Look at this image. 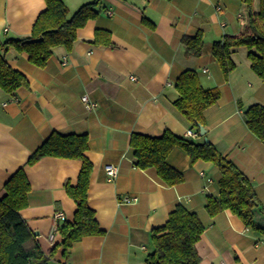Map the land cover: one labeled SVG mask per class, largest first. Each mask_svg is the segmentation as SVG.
<instances>
[{
    "label": "crops",
    "instance_id": "1",
    "mask_svg": "<svg viewBox=\"0 0 264 264\" xmlns=\"http://www.w3.org/2000/svg\"><path fill=\"white\" fill-rule=\"evenodd\" d=\"M62 1L71 16L92 0ZM259 2L252 0V7L258 9ZM45 8V0H0V42L30 36ZM94 9L97 15L77 27L71 46H54L45 66L33 64L14 46L5 52L27 84L13 93L0 89V197L10 175L22 167L29 191L19 213L49 264H146L151 231L165 224L177 205L195 212L204 226L196 243L200 263L264 264V139L248 129L244 115L252 103L264 106V81L249 61L244 72L235 65L225 75L211 46L242 31L246 0H100ZM197 32L202 53L186 56L182 37ZM187 69L197 73L203 88L221 93L203 112L205 136L251 182L259 229L229 209L209 214L207 195H219L221 176L214 163L191 162L182 149L173 148L166 161L183 175L174 185L159 179L155 168L135 164L132 133L160 136L168 129L186 137L187 130L196 132L174 104L176 79ZM84 93L94 108H85ZM53 131L87 137L84 155L92 164L87 203L102 231L81 237L67 255L58 245L59 233L52 241L49 236L62 222L54 214L74 218L77 205L65 185L77 184L82 160L44 156L27 164ZM199 137L198 129L191 139ZM107 165L116 167L114 176L106 173ZM123 196L137 199L124 203Z\"/></svg>",
    "mask_w": 264,
    "mask_h": 264
},
{
    "label": "trees",
    "instance_id": "2",
    "mask_svg": "<svg viewBox=\"0 0 264 264\" xmlns=\"http://www.w3.org/2000/svg\"><path fill=\"white\" fill-rule=\"evenodd\" d=\"M100 0L82 4L71 16L62 0H45L46 8L35 21L30 36L0 42V89L13 93L17 87L26 85L25 75L12 68L5 59L10 46L28 53L29 60L37 66H45L52 48L57 45L70 47L77 27L97 15L94 6ZM186 56H199L203 50L201 32L182 37ZM212 54L221 70L228 75L234 68L232 55L240 47L246 48V57L252 71L264 81V0L258 9L252 0H246L245 22L242 31L225 34L213 42ZM178 97L174 101L179 112L190 121L198 133V124L203 123L204 110L215 104L220 97L216 87L203 88L196 72L183 71L176 79ZM248 129L258 138L264 139V106L250 104L244 111ZM130 147L135 164L142 168L153 167L157 176L167 185L183 180L180 171L168 165L166 158L175 147L189 155L191 162L205 160L214 163L219 171V195H207L206 209L210 215L221 209H229L246 225L259 229L254 222V207L257 206L253 186L243 171L225 155L220 153L204 136L191 139L176 135L168 129L160 136L132 133ZM85 134H62L53 131L30 155L27 164H33L44 156L78 158L82 160L77 184L66 183L68 195L75 200L77 208L72 221L57 225L61 236L58 243L68 254L71 245L81 237L101 233L93 210L87 203V187L92 164L84 155L87 148ZM5 194L0 197V264H49L31 229L21 217L19 210L27 204L29 182L23 168L15 171L5 182ZM197 214L177 205L170 211L165 224L151 231L152 251L145 257L146 264H202L196 243L204 231ZM55 234V235H56Z\"/></svg>",
    "mask_w": 264,
    "mask_h": 264
},
{
    "label": "built area",
    "instance_id": "3",
    "mask_svg": "<svg viewBox=\"0 0 264 264\" xmlns=\"http://www.w3.org/2000/svg\"><path fill=\"white\" fill-rule=\"evenodd\" d=\"M62 63L63 64H65L66 63V60H65V58H63V61H62ZM207 69H204V71H206ZM81 100L83 101V103H84V106H85V108L87 109H92V108H94L95 107V103L90 99V97H89V95H87L86 93H84L83 95H81ZM185 136L186 137H189V138H195V137H197V133L196 132H193L192 130H187L186 132H185ZM105 171H106V173L110 176V177H112V176H114L116 173H117V169H116V167H113L112 165H107V166H105ZM136 197H131V196H123L122 198H121V201L122 202H124V203H132V202H135L136 201ZM263 209H264V204H263ZM55 215V218H57V219H59L60 221H65V214L64 213H62V212H57L56 214H54ZM56 232H57V225H55L54 226V228H53V231L51 232V234H50V236H49V238H50V240L52 241L53 239H54V237H55V234H56Z\"/></svg>",
    "mask_w": 264,
    "mask_h": 264
},
{
    "label": "rangeland",
    "instance_id": "4",
    "mask_svg": "<svg viewBox=\"0 0 264 264\" xmlns=\"http://www.w3.org/2000/svg\"><path fill=\"white\" fill-rule=\"evenodd\" d=\"M246 48L244 47H240L238 49H236V51L234 52L232 58H234V62L237 65V67L239 68L238 72H244V68L246 67V65H248V59L246 57Z\"/></svg>",
    "mask_w": 264,
    "mask_h": 264
},
{
    "label": "water",
    "instance_id": "5",
    "mask_svg": "<svg viewBox=\"0 0 264 264\" xmlns=\"http://www.w3.org/2000/svg\"><path fill=\"white\" fill-rule=\"evenodd\" d=\"M197 128L199 129V135L204 136V140L208 141L207 137L205 136L206 130L204 126L201 123H199Z\"/></svg>",
    "mask_w": 264,
    "mask_h": 264
}]
</instances>
